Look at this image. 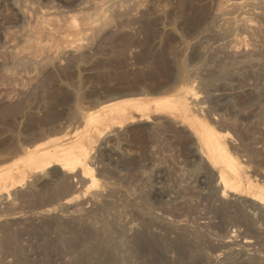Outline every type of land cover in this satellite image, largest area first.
Returning <instances> with one entry per match:
<instances>
[{"label":"rangeland","instance_id":"obj_1","mask_svg":"<svg viewBox=\"0 0 264 264\" xmlns=\"http://www.w3.org/2000/svg\"><path fill=\"white\" fill-rule=\"evenodd\" d=\"M0 264H264V0H0Z\"/></svg>","mask_w":264,"mask_h":264},{"label":"crops","instance_id":"obj_2","mask_svg":"<svg viewBox=\"0 0 264 264\" xmlns=\"http://www.w3.org/2000/svg\"><path fill=\"white\" fill-rule=\"evenodd\" d=\"M10 165H11V163L2 164V165H0V169L5 168V167H8V166H10Z\"/></svg>","mask_w":264,"mask_h":264}]
</instances>
